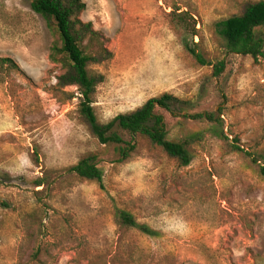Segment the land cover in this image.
<instances>
[{
  "label": "rangeland",
  "instance_id": "rangeland-1",
  "mask_svg": "<svg viewBox=\"0 0 264 264\" xmlns=\"http://www.w3.org/2000/svg\"><path fill=\"white\" fill-rule=\"evenodd\" d=\"M82 1L80 18L112 54L88 65L103 76L93 95L100 122L170 93L189 103L178 116L156 109L168 139L208 130L190 117L207 111L228 140L206 131L187 166L140 134L124 136L127 157L101 145L79 115L78 91L57 86L63 70L48 59L54 35L43 18L27 0H0V57L19 68L0 70V264H264V177L230 151L233 142L264 148V59L226 53L215 34L216 22L258 0ZM174 9L193 16L197 35L184 33ZM90 153L102 187L69 171ZM116 209L157 235L118 226Z\"/></svg>",
  "mask_w": 264,
  "mask_h": 264
},
{
  "label": "trees",
  "instance_id": "trees-1",
  "mask_svg": "<svg viewBox=\"0 0 264 264\" xmlns=\"http://www.w3.org/2000/svg\"><path fill=\"white\" fill-rule=\"evenodd\" d=\"M31 10L39 14L46 23L54 39L49 48L48 59L53 64L60 65L63 72L57 77L60 88H75L79 94L78 112L86 123L91 134L101 145L115 144L120 147V153L127 157V150L133 148L124 136L134 137L140 134L149 142L159 147L169 157L175 158L180 166H187L192 159V146L201 142L206 131L220 140L227 141L223 132V121L215 112H196L191 114L195 120L208 121V130H199L184 136L181 140L172 141L167 138L163 115L157 108L178 116L189 103L170 93H162L149 98L138 108L121 113L107 122H100L94 111L93 95L97 85L102 82L101 74L92 72L90 63H101L111 58V52L104 47L102 36L95 30L91 22L80 18L85 9L82 0H27ZM173 20L183 23L184 33L197 35L196 23L187 11H172ZM264 27V0L247 3L238 14H233L215 23V34L221 41L223 50L227 53L249 55L254 62L264 59V38L261 28ZM185 50L200 65L208 64L203 55L187 42ZM223 60L214 65L213 73L219 75L224 69ZM17 64L10 57H0V70L9 73L18 70ZM71 97H74L73 94ZM183 117H188L183 114ZM238 142L237 140H235ZM124 145V146H122ZM129 147V148H128ZM230 151L240 152L249 157L258 166V171L264 177V148L256 151H246L236 143L230 144ZM79 178L95 182L102 187L103 172L96 163L95 154L82 156L76 164L69 168ZM42 178L35 182L43 185ZM115 222L121 227L136 228L140 232L156 236L158 232L146 224L138 223L133 215L123 209H116Z\"/></svg>",
  "mask_w": 264,
  "mask_h": 264
}]
</instances>
